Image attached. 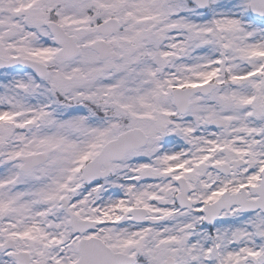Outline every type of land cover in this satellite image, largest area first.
I'll list each match as a JSON object with an SVG mask.
<instances>
[{"label":"snow or ice","instance_id":"snow-or-ice-1","mask_svg":"<svg viewBox=\"0 0 264 264\" xmlns=\"http://www.w3.org/2000/svg\"><path fill=\"white\" fill-rule=\"evenodd\" d=\"M0 264H264V0H0Z\"/></svg>","mask_w":264,"mask_h":264}]
</instances>
